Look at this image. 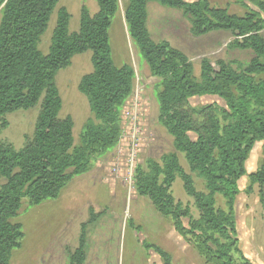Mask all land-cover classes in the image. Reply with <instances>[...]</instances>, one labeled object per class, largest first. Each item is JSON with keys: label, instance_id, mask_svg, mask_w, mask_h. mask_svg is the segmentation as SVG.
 Instances as JSON below:
<instances>
[{"label": "trees", "instance_id": "16d2710c", "mask_svg": "<svg viewBox=\"0 0 264 264\" xmlns=\"http://www.w3.org/2000/svg\"><path fill=\"white\" fill-rule=\"evenodd\" d=\"M59 0H0V133L7 127L4 117L19 110L38 106L33 134L15 150L0 141V264H9L12 253L23 238L21 226L13 223L23 199L33 206L56 199L72 176L85 173L91 153H103L114 147L119 136L117 111L130 96L135 74L130 65L117 67L111 56L108 29L119 10L118 0H96L97 12L90 15L81 8L79 29L70 33V15L61 7L56 12L51 43L46 55L38 49L41 36ZM257 3L264 13V0H237ZM182 12L190 24V34L201 37L224 31L234 40L228 48L251 50L245 64L231 65L207 59L200 62V81L194 79L188 58L167 42L155 43L146 28L147 5ZM124 22L133 45L150 72L161 79L157 96L159 123L174 140L175 149L184 154L192 172L203 179L205 192H198L191 176L178 164L177 157H165L163 167L149 164V172H140L136 180L138 195L147 197L156 211L170 217L176 228L187 216L175 202L171 188L178 175L183 190L200 211V252L215 264H235L231 252L236 249L232 211L239 192L238 181L256 141L264 149V19L257 13L242 17L226 9L212 8L206 0H128ZM91 53L92 72L84 75L78 91L86 97L94 121L89 120L82 136V147L74 146L73 122L61 118L62 101L54 83L56 73L69 66L72 57ZM216 68H215V67ZM214 96L224 109L215 105L191 107L194 97ZM220 113V117L217 114ZM251 184H264V159L257 172L250 174ZM226 200L228 214L215 209V195ZM99 214L90 211L81 225L78 246L69 253L68 264H84L88 225ZM217 233L220 239L208 236ZM154 251L162 264H172L171 256L160 247ZM242 263L248 260L239 252Z\"/></svg>", "mask_w": 264, "mask_h": 264}, {"label": "rangeland", "instance_id": "374dc122", "mask_svg": "<svg viewBox=\"0 0 264 264\" xmlns=\"http://www.w3.org/2000/svg\"><path fill=\"white\" fill-rule=\"evenodd\" d=\"M192 1L195 0H187ZM206 1L212 8L226 9L230 15L242 17L253 12L264 19L257 3ZM127 3L128 0H118L119 10L108 29L114 64L117 67L130 65L135 74L132 93L117 111V142L108 151L91 153L87 171L72 176L56 199L45 200L38 206L31 205L28 199L22 200L12 222L21 226L23 238L20 247L13 251L9 264H68L69 253L77 248L81 225L89 220L90 211L99 217L86 230L84 264H162L158 255L146 247L149 245L158 246L168 253L172 264H215L200 252V231L193 228L199 222L200 211L184 192L178 175L171 193L175 202L188 211L180 228H176L170 217L160 215L147 197L137 193L138 174L148 173L151 163L163 167L165 157L170 155H175L181 169L191 176L196 191L205 192V185L198 173L190 170L184 154L175 149L172 136L159 123L157 96L162 91L161 79L150 72L128 36L124 22ZM61 7L70 15V33L79 29L82 7L90 15L98 9L96 0H59L38 43L42 55L48 53L56 12ZM147 15L146 28L152 41L167 42L183 53L197 81H200V62L203 59L212 64L220 60L236 69L238 64H245L253 57L249 49L228 48L227 45L234 40L228 32L193 37L188 20L179 10L151 2L147 5ZM91 72V53L85 52L72 57L69 66L59 70L54 77L62 101L60 117L72 119L76 148L82 147L87 122L94 121L86 97L78 91L81 78ZM256 79L263 81L264 74L256 76ZM189 105L193 108L205 105H215L220 110L225 108L224 102L214 96L191 98ZM38 110L37 106L6 115L7 127L0 133V141L20 150L24 138L33 134ZM217 116L220 117V113ZM263 159V141H256L245 163L246 174L238 181L239 192L231 213L237 242V251L233 249L231 252L235 264L242 263L239 252L249 264H264L263 186L251 184L249 179L250 174L257 172ZM215 209L228 214L226 200L219 194L215 195ZM207 235L223 241L217 233L207 232Z\"/></svg>", "mask_w": 264, "mask_h": 264}, {"label": "water", "instance_id": "95a60500", "mask_svg": "<svg viewBox=\"0 0 264 264\" xmlns=\"http://www.w3.org/2000/svg\"><path fill=\"white\" fill-rule=\"evenodd\" d=\"M263 210H264V184H263Z\"/></svg>", "mask_w": 264, "mask_h": 264}]
</instances>
